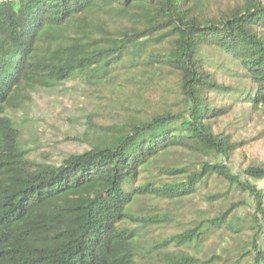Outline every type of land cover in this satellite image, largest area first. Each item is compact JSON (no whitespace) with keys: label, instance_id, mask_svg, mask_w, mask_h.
<instances>
[{"label":"trees","instance_id":"obj_1","mask_svg":"<svg viewBox=\"0 0 264 264\" xmlns=\"http://www.w3.org/2000/svg\"><path fill=\"white\" fill-rule=\"evenodd\" d=\"M76 80L89 148L31 158L10 113ZM257 118L264 0H3L0 264H264V163L226 162Z\"/></svg>","mask_w":264,"mask_h":264},{"label":"rangeland","instance_id":"obj_2","mask_svg":"<svg viewBox=\"0 0 264 264\" xmlns=\"http://www.w3.org/2000/svg\"><path fill=\"white\" fill-rule=\"evenodd\" d=\"M240 2L242 0H210V7L213 11H218ZM89 92L80 81H71L60 91L33 93L27 106L10 113L19 124L22 123L23 141L28 143L27 149H32L31 158L57 164L65 156L89 148L88 140L84 138L87 126L85 115L102 111L104 107L100 103H107V100L92 98ZM150 97L155 98V95ZM105 117V114H101L96 123L104 125L107 121ZM237 121L239 123L235 126L238 128L231 126V131L235 139L246 144L233 154L231 161L226 162L235 174H241L242 169L251 163H264V118H257L249 123ZM199 207L206 208L207 205L201 202L191 204L187 211H183L184 218L191 217L192 212ZM244 211L245 209L240 208V212Z\"/></svg>","mask_w":264,"mask_h":264},{"label":"built area","instance_id":"obj_3","mask_svg":"<svg viewBox=\"0 0 264 264\" xmlns=\"http://www.w3.org/2000/svg\"><path fill=\"white\" fill-rule=\"evenodd\" d=\"M3 0H0V3L2 2Z\"/></svg>","mask_w":264,"mask_h":264}]
</instances>
